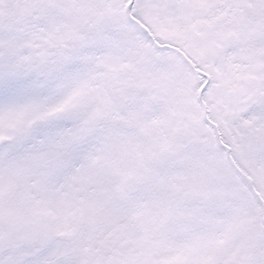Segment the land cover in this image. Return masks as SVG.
I'll return each instance as SVG.
<instances>
[{"label":"snow or ice","instance_id":"1","mask_svg":"<svg viewBox=\"0 0 264 264\" xmlns=\"http://www.w3.org/2000/svg\"><path fill=\"white\" fill-rule=\"evenodd\" d=\"M0 264H264V0H0Z\"/></svg>","mask_w":264,"mask_h":264}]
</instances>
